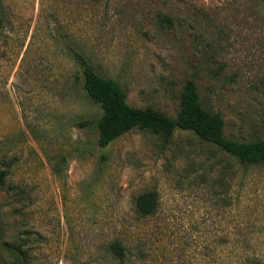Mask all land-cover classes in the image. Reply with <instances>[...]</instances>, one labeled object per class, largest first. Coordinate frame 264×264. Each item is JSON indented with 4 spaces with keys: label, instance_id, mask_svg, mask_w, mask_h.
Returning a JSON list of instances; mask_svg holds the SVG:
<instances>
[{
    "label": "rangeland",
    "instance_id": "rangeland-1",
    "mask_svg": "<svg viewBox=\"0 0 264 264\" xmlns=\"http://www.w3.org/2000/svg\"><path fill=\"white\" fill-rule=\"evenodd\" d=\"M1 8L0 264H264V164L238 166L180 130L164 142L133 129L100 148V109L68 56L83 52L132 107L172 117L193 81L226 137L264 142V0ZM149 190L158 208L139 217Z\"/></svg>",
    "mask_w": 264,
    "mask_h": 264
},
{
    "label": "trees",
    "instance_id": "trees-1",
    "mask_svg": "<svg viewBox=\"0 0 264 264\" xmlns=\"http://www.w3.org/2000/svg\"><path fill=\"white\" fill-rule=\"evenodd\" d=\"M0 0V27L3 24ZM168 24L170 20L164 17ZM68 56L80 69L82 91L100 109V116L95 121L96 144L107 147L114 140L127 132L138 129L170 142L178 130L189 132L198 141L218 149L223 155L238 166L247 167L264 164V142L259 140L239 141L223 134L224 121L220 112L205 109L199 99L196 85L186 81L179 95V110L172 117L151 107L135 108L128 104L126 93L118 83L100 76L87 56L72 47H68ZM84 122L77 126L83 127ZM6 172L0 171V187L4 185ZM159 205L158 193L149 190L139 194L134 201V211L139 217L153 215ZM112 254L121 259L124 249L118 242L110 245ZM15 249V248H14Z\"/></svg>",
    "mask_w": 264,
    "mask_h": 264
}]
</instances>
